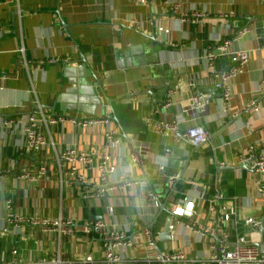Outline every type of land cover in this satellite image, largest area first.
I'll list each match as a JSON object with an SVG mask.
<instances>
[{
	"label": "crops",
	"instance_id": "1",
	"mask_svg": "<svg viewBox=\"0 0 264 264\" xmlns=\"http://www.w3.org/2000/svg\"><path fill=\"white\" fill-rule=\"evenodd\" d=\"M243 28L249 32L238 36ZM225 40L231 52L250 57L231 82L228 114L216 81L231 54L205 57ZM197 94L209 95L207 110L185 111ZM36 111L48 120L40 124L47 144L38 151L27 147L23 124ZM87 119L108 121L83 126ZM160 122L177 129L160 132ZM195 124L209 133L198 148L183 136ZM112 131L117 145L107 138ZM263 143L264 0H0V263L16 248L26 264H84L86 256L92 261L85 264H105L102 238L84 231L97 221L138 236L120 246L119 264H160L159 255L175 251L192 264H211L223 232L232 244L246 236L263 246L264 172L244 160L251 146L263 158ZM69 147L93 152L95 163L59 161ZM105 153L114 169L103 180ZM217 193L235 199L227 222L209 208ZM249 217L260 228L246 224ZM37 219H71L75 234Z\"/></svg>",
	"mask_w": 264,
	"mask_h": 264
},
{
	"label": "built area",
	"instance_id": "2",
	"mask_svg": "<svg viewBox=\"0 0 264 264\" xmlns=\"http://www.w3.org/2000/svg\"><path fill=\"white\" fill-rule=\"evenodd\" d=\"M146 1V0H141ZM263 1V0H262ZM176 8V7H175ZM232 14V13H231ZM205 13L193 12L194 17L204 16ZM223 16V15H221ZM229 15H224L227 17ZM249 32L248 28H243L239 31L238 36L245 35ZM231 40H225L223 43L219 44L216 48L207 49V53L205 57L208 61H213L217 57L222 55L231 54L232 57V65L226 70L217 74L216 87L222 91L223 98V113H229V100L232 95V87L231 82L239 73H241L247 63L249 62V53L246 50L234 51L231 52L230 45ZM56 61V60H52ZM176 90L170 89L169 95H172ZM209 95L207 94H197L192 97H189L188 104L186 103L185 111H196V112H204L207 110L209 106ZM171 104L170 99H168L165 103V106H169ZM252 108L258 110V103H252ZM51 123H56L58 120L55 118H49ZM64 118H59V120H63ZM152 117H146V121L149 123L152 121ZM108 120L104 119H87L81 122L83 126H88L93 123L101 122L105 123ZM18 122H22L21 120ZM41 122H48L47 117L44 112L38 114L36 111L34 114L30 115L28 119L23 123L24 129L26 133V142L27 147L30 150L38 151L43 146L47 144L46 138L41 132L40 124ZM12 122H7V125H10ZM157 128L160 132H163L165 129L176 130L177 126L172 125L166 122H160L157 125ZM188 141L196 148L204 146L208 142L209 133L205 129V127L201 124H195L189 127L183 135ZM107 138L113 145H117L120 143L119 137L116 135L114 131L109 132L107 134ZM264 144V143H263ZM254 147L251 146L248 148L245 158V161L252 162L250 164L251 169L256 171L260 170L264 172V157L257 158L255 157ZM57 159L59 161H63L64 163H81L84 165H92L95 163V154L93 152H89L86 150H78L75 147H69L62 151L57 155ZM133 160L137 161V158L133 156ZM98 167L102 172V179L106 180L107 176L114 169L113 166L110 165V156L108 154H104L100 158V163H98ZM76 171V167L73 168ZM41 174L44 173V168L40 171ZM73 173V171H72ZM258 191L261 194H264V185H259ZM235 199L232 201H225L222 194L217 193L214 195L213 199L210 200L209 208L212 212H219V218L221 221L227 222L230 218L229 212L227 213L225 209L231 207L232 202L234 203ZM158 203L157 201H155ZM155 203V204H156ZM220 203H223V206H219ZM191 208L190 212L194 208L193 203H188L187 208ZM186 208V209H187ZM173 214L177 215V217L183 216L184 212L180 210H173ZM35 224L43 225L46 229H54L59 230L60 233L65 235L73 236L75 233L74 229V221L73 220H56V219H37L33 221ZM246 224L252 226L257 230L262 225V221L257 220L253 217H249L245 220ZM175 229L174 224L169 225V230L172 232ZM84 231L88 234H97L99 235L104 243L105 249V264H119L121 258L118 254V249L120 246H132L138 236H134L133 238H126V234L114 229H110L109 225L104 221L97 222H86L84 226ZM201 233L203 235L207 234H215V231L210 230L209 228H201ZM4 233H7V229L4 230ZM145 237L148 238V244L153 246L155 244L152 234L150 231H145ZM224 238L223 241L217 244H213L212 246V254H211V264H264V245H255L251 243V241L246 236H240L237 238L235 243H231L229 241V234L227 232H223ZM172 236V233H171ZM13 257L10 261L0 264H26L22 258H19V250L14 248L12 250ZM160 264H192V261L186 257V255L181 251H175L171 254H161L157 257ZM85 264L87 262H91V256H86L81 259ZM55 264H74V263H63L60 259L52 260ZM46 263L45 260H43ZM194 262V261H193Z\"/></svg>",
	"mask_w": 264,
	"mask_h": 264
},
{
	"label": "water",
	"instance_id": "3",
	"mask_svg": "<svg viewBox=\"0 0 264 264\" xmlns=\"http://www.w3.org/2000/svg\"><path fill=\"white\" fill-rule=\"evenodd\" d=\"M161 211H168L166 208V204H161ZM261 232L262 233L264 232V226L262 227ZM162 236H163V239H167V240H169L171 238V235L169 234V232L165 233Z\"/></svg>",
	"mask_w": 264,
	"mask_h": 264
}]
</instances>
